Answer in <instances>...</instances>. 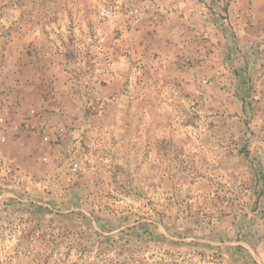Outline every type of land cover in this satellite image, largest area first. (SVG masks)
Masks as SVG:
<instances>
[{"label":"rangeland","instance_id":"1","mask_svg":"<svg viewBox=\"0 0 264 264\" xmlns=\"http://www.w3.org/2000/svg\"><path fill=\"white\" fill-rule=\"evenodd\" d=\"M0 264H264V0H0Z\"/></svg>","mask_w":264,"mask_h":264}]
</instances>
